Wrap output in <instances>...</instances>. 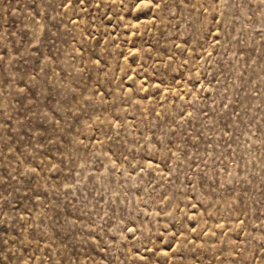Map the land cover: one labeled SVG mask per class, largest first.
<instances>
[{"label": "rangeland", "instance_id": "obj_1", "mask_svg": "<svg viewBox=\"0 0 264 264\" xmlns=\"http://www.w3.org/2000/svg\"><path fill=\"white\" fill-rule=\"evenodd\" d=\"M0 264H264V0H0Z\"/></svg>", "mask_w": 264, "mask_h": 264}]
</instances>
